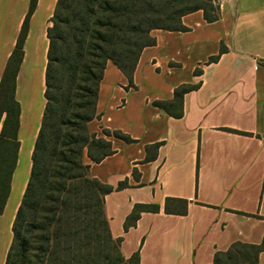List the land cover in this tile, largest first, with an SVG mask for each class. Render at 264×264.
I'll use <instances>...</instances> for the list:
<instances>
[{
  "label": "crops",
  "instance_id": "0c3cea01",
  "mask_svg": "<svg viewBox=\"0 0 264 264\" xmlns=\"http://www.w3.org/2000/svg\"><path fill=\"white\" fill-rule=\"evenodd\" d=\"M57 1L36 0L16 77L19 151L0 215V264L43 120L47 31ZM31 3L0 0V84ZM182 22L185 32H152L156 43L142 51L133 86L108 62L97 117L89 123L114 150L99 163L86 157L90 176L113 187L104 199L111 234L122 239L125 258L139 253L140 264H212L236 242L264 243V0H222L216 21L197 11ZM185 84L197 88L184 94L182 116L156 105L171 101ZM103 129L121 131L132 142ZM121 183L126 186L118 189ZM169 198L187 200V213H166ZM136 205L159 209L142 212L126 231ZM258 264H264V250Z\"/></svg>",
  "mask_w": 264,
  "mask_h": 264
},
{
  "label": "trees",
  "instance_id": "16d2710c",
  "mask_svg": "<svg viewBox=\"0 0 264 264\" xmlns=\"http://www.w3.org/2000/svg\"><path fill=\"white\" fill-rule=\"evenodd\" d=\"M35 2L32 0L0 84V215L10 194L19 151L16 77ZM197 11L203 12L207 22H214L220 16L219 0L57 1L47 31L46 106L5 264H140L139 253L125 258L122 239L111 234L104 199L113 187L90 176L86 157L99 163L114 150L111 141L90 130L89 123L97 117L100 83L108 62L133 86L142 51L156 43L152 32H185L183 17ZM196 88L181 85L171 101L156 105L180 117L184 94ZM103 133L132 142L121 131L103 129ZM125 186L121 183L118 189ZM158 209L136 205L124 229L135 226L142 212ZM164 210L184 215L188 201L169 198ZM263 250L264 243L236 242L227 251L217 252L212 264H258Z\"/></svg>",
  "mask_w": 264,
  "mask_h": 264
},
{
  "label": "rangeland",
  "instance_id": "374dc122",
  "mask_svg": "<svg viewBox=\"0 0 264 264\" xmlns=\"http://www.w3.org/2000/svg\"><path fill=\"white\" fill-rule=\"evenodd\" d=\"M221 2H222V0H219V6H220ZM0 125H1V124H0Z\"/></svg>",
  "mask_w": 264,
  "mask_h": 264
}]
</instances>
